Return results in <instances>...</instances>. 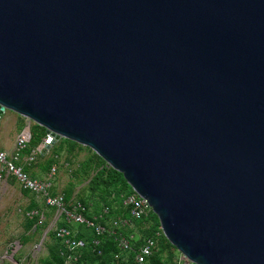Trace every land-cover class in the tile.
<instances>
[{
	"label": "water",
	"instance_id": "1",
	"mask_svg": "<svg viewBox=\"0 0 264 264\" xmlns=\"http://www.w3.org/2000/svg\"><path fill=\"white\" fill-rule=\"evenodd\" d=\"M4 111L120 173L189 263L264 264V0H0Z\"/></svg>",
	"mask_w": 264,
	"mask_h": 264
},
{
	"label": "built area",
	"instance_id": "2",
	"mask_svg": "<svg viewBox=\"0 0 264 264\" xmlns=\"http://www.w3.org/2000/svg\"><path fill=\"white\" fill-rule=\"evenodd\" d=\"M25 122L24 130L15 138L13 150L11 152L0 150V171L14 177L22 189L30 193L35 202L40 204V207L27 210L24 216L28 221L35 222L34 228H47L48 222V228L43 236L48 237L52 234L53 243L57 246L58 255L62 260L61 264H92L82 261L86 245L77 237L76 228L79 226L93 230L97 237L105 234L115 237L119 252L113 255L109 264H151L150 259L156 251L157 240L162 233L160 225L161 232L156 231L151 237H143L135 226V222L144 223L153 213L147 201L132 190L129 194L120 196V209L123 213L114 214L107 205L94 211L92 207L87 208L75 198L67 200L64 195L52 192V180L57 173L56 165L51 166L45 179H36L28 176L21 164L30 165L47 156L53 147L51 145L53 137L45 134L42 142L27 154V146L31 139L30 126L34 123L27 119ZM136 237L141 243L137 249H133ZM98 243L97 240L93 241L96 246ZM96 253L97 256H101L100 251ZM177 264L191 263L181 255V260Z\"/></svg>",
	"mask_w": 264,
	"mask_h": 264
},
{
	"label": "rangeland",
	"instance_id": "3",
	"mask_svg": "<svg viewBox=\"0 0 264 264\" xmlns=\"http://www.w3.org/2000/svg\"><path fill=\"white\" fill-rule=\"evenodd\" d=\"M6 112L0 122V140H4L9 149L13 130L5 118L15 113ZM6 123L10 125V128L9 126L8 129L5 128ZM37 126L32 124V132L38 129ZM58 142L55 143L52 153L47 158L38 160L30 166L21 164L24 172L30 177L41 179V176H37L39 167H44V175L47 176L51 164L56 159L54 165L58 171L54 178V191L68 199L90 201L92 207L94 204L98 208L101 206L105 192L99 186L92 191L90 184L100 166V161L89 148L77 146L71 151L67 142L62 140ZM32 146L29 147L32 148ZM36 207H40V204L36 203L34 198L21 188L16 179L13 177L1 179L0 264H41L43 260L49 258L50 235L43 236L48 228V222L47 228L38 227L37 229V227H31L30 222L24 216L27 210ZM158 253L157 264H177L181 260V255L176 249L159 250Z\"/></svg>",
	"mask_w": 264,
	"mask_h": 264
},
{
	"label": "trees",
	"instance_id": "4",
	"mask_svg": "<svg viewBox=\"0 0 264 264\" xmlns=\"http://www.w3.org/2000/svg\"><path fill=\"white\" fill-rule=\"evenodd\" d=\"M31 127H32V125L30 126L31 139H30V142L27 146V151H26L27 154L31 150L36 148L42 142L43 138L45 137L44 128L37 126L38 129L35 132H32ZM61 140L67 142L70 145L71 151H73L75 149V147L80 146V145H78L74 142H71L69 140H66V139H61ZM31 142H33V143L30 144ZM31 145H33L32 148L29 147ZM52 151H53V147L47 156L42 157L39 160L47 158L52 153ZM94 155L100 161V166H99L98 170L96 171L94 177L91 180L90 187H91L92 191H95V189L98 186L102 187L104 189L105 196H104V199L101 200L102 201L101 206L107 205L111 208L112 213L121 214V213H123V211L120 209V206H121L120 196L129 194L132 191V189L128 186V184L123 179V177L120 173H118V172L114 171L112 168H110L96 154H94ZM55 160L53 161L51 166L53 164H56ZM30 165H32V164H30ZM51 166H50V168H51ZM49 171H50V169H49ZM32 178H34V177H32ZM66 199L70 200L68 198H66ZM77 200L82 202L85 206H87V208L92 207V204L90 203V201H85L82 199H77ZM101 206H98V208H97V206H94V204H93L92 208L94 209V211H96V210H99L101 208ZM28 222H30L31 227L35 223V222H31V221H28ZM135 226L137 229H139L140 234L143 237L154 236V233L156 231H160L158 219L153 213L150 214V217L144 223H143V221L135 222ZM37 229H38V227H37ZM76 231L78 232L77 237L79 239L83 240L85 242V245H86L85 249L83 250L82 261H87V262H90L92 264H109L112 262L113 255L119 252V249L117 247V242H116L114 236H109V235L105 234V235L97 237L94 234L93 230L87 229V228L82 227V226L77 227ZM49 235H50V246H49V254L50 255H49V258H47L46 260H43V262H41V264H61L62 260L58 255L57 246L53 243V236H52V234H49ZM125 236H127V234H125ZM94 240H97L99 242L97 246L93 244ZM140 243H141V240H139L138 237H136L133 241V249H137L138 246L140 245ZM169 249H175V248L169 244V242L165 239L164 235L161 233V236L157 240L156 251L150 259L151 264H157L159 250L160 251H166ZM97 251L101 252V256H97V253H96Z\"/></svg>",
	"mask_w": 264,
	"mask_h": 264
},
{
	"label": "crops",
	"instance_id": "5",
	"mask_svg": "<svg viewBox=\"0 0 264 264\" xmlns=\"http://www.w3.org/2000/svg\"><path fill=\"white\" fill-rule=\"evenodd\" d=\"M6 113L7 112H5L3 115L5 116L6 115ZM2 115V116H3ZM1 116V118H0V122L2 121V119H3V117ZM7 121H8V123L12 126V130H13V132H12V136H11V144H10V146H9V149H8V144L7 143H5V141L4 140H0V150H2V149H4V151H7V150H10V151H7V152H11L12 150H13V146H14V142H15V138H16V136H17V134L18 133H20V132H22L23 130H24V128H25V125H26V122H25V119L24 118H22V117H20L19 115H17V114H10V115H8V116H6V118H5ZM8 123H6V129H8V126H9V128H10V125L8 124ZM4 128V129H5ZM2 148V149H1ZM54 165V164H53ZM40 169H39V171H37L38 172V177L39 176H41L40 178L41 179H45L46 178V176L44 175V167L43 168H41V167H39ZM58 171V170H57ZM0 176H1V179H3V178H9V177H12V176H9V175H6L5 173H2L1 171H0ZM14 178V177H13ZM15 179V178H14ZM36 179H39V178H36ZM1 181V180H0ZM17 181V180H16ZM18 182V181H17ZM19 183V182H18ZM20 184V183H19ZM21 186V185H20ZM22 188V187H21ZM54 179L52 180V188H51V190H52V192H54V193H56L55 191H54ZM26 192V191H25ZM28 193V192H27ZM29 194V196H31V194L30 193H28Z\"/></svg>",
	"mask_w": 264,
	"mask_h": 264
}]
</instances>
